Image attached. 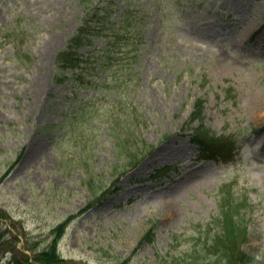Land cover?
I'll use <instances>...</instances> for the list:
<instances>
[{"label": "rangeland", "instance_id": "rangeland-1", "mask_svg": "<svg viewBox=\"0 0 264 264\" xmlns=\"http://www.w3.org/2000/svg\"><path fill=\"white\" fill-rule=\"evenodd\" d=\"M95 1L0 0V208L8 215L0 230L31 254L67 219L57 240L67 259L207 264L216 259L206 243L221 229V188L230 185L234 217L248 228L242 249L264 264V0H135L137 74L116 107L113 87L52 80L57 52ZM119 1L115 17L132 2ZM95 93L86 104L110 119L67 134L65 114ZM197 99L202 118L190 126L236 138L235 158H196L183 127ZM132 104L136 126L111 128ZM118 131L139 148L135 166L121 157Z\"/></svg>", "mask_w": 264, "mask_h": 264}, {"label": "trees", "instance_id": "trees-1", "mask_svg": "<svg viewBox=\"0 0 264 264\" xmlns=\"http://www.w3.org/2000/svg\"><path fill=\"white\" fill-rule=\"evenodd\" d=\"M135 0H132L124 9L120 10L117 17L115 9L119 7V0H96L85 8L79 24L67 39L65 45L57 52L52 80L56 83L69 81L73 90L90 88L95 82L99 90L113 87L119 95L113 97L112 106L123 105L127 101V95L123 93L125 83L131 81L137 71L134 63L138 58V42L142 39L139 11L134 9ZM103 38V45L95 43L94 38ZM83 48V50H82ZM114 83V84H112ZM91 99L81 100L72 106L70 112L65 114V120L70 123L71 130L67 134L74 133L93 120H109L111 115H106L100 107L96 109L86 103L94 102ZM121 107V113L115 114L114 129H133L131 115L137 116L136 108ZM130 109V110H129ZM203 99L194 102V108L189 115L183 130L188 128L189 136L198 149L197 159H221L231 160L238 155L240 145L237 139L229 135H216L202 123L191 127L190 124L202 118ZM121 132L115 135L117 144H124L126 158L129 165L138 163L139 148L126 144V136ZM141 149L145 150L149 145L141 143ZM168 166L160 167L155 171L156 175L164 174ZM224 193V202L221 204V229L208 242L206 248L212 249L216 259L207 264H255L253 257L242 249V241L247 239L248 228L239 223L234 217L238 204L229 202L231 198L230 185L221 188ZM105 193V191L103 192ZM7 219V213L0 208V219ZM67 219L57 224L53 229L51 242L40 249L34 250L31 246V254L21 251L13 244L5 231L0 230V259L5 251H9L6 264H87L82 260L67 259L57 251V240L63 232ZM6 231H10L7 229ZM150 234L148 230L143 238Z\"/></svg>", "mask_w": 264, "mask_h": 264}]
</instances>
